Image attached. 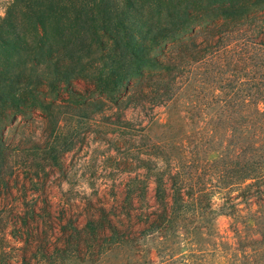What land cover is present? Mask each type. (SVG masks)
<instances>
[{
	"label": "trees",
	"instance_id": "obj_1",
	"mask_svg": "<svg viewBox=\"0 0 264 264\" xmlns=\"http://www.w3.org/2000/svg\"><path fill=\"white\" fill-rule=\"evenodd\" d=\"M233 2H6L0 203L13 185L9 153L21 148L1 132L6 120L52 123L45 145L24 146L45 153V175L53 167L65 174L72 146L60 145V118L67 108L108 105L119 113L126 146L121 196L64 201L55 219L45 198L44 223L57 234L37 242L30 228L19 264H264V37L231 52V34L261 21ZM158 104L172 113L158 122L157 136L149 134L153 119L143 124L125 114L133 107L151 118ZM183 120L193 128L165 134ZM219 213L231 217L232 239L217 229Z\"/></svg>",
	"mask_w": 264,
	"mask_h": 264
},
{
	"label": "rangeland",
	"instance_id": "obj_2",
	"mask_svg": "<svg viewBox=\"0 0 264 264\" xmlns=\"http://www.w3.org/2000/svg\"><path fill=\"white\" fill-rule=\"evenodd\" d=\"M7 1L0 0V15L3 14ZM233 3L247 6L251 12L258 13L257 16L260 17L258 19L261 20L258 21L259 27L251 29L245 26L239 32L231 34L229 39L231 52H238L240 42L247 38H250L248 41L250 42L264 37V0H234ZM75 86L83 87L80 81H76ZM188 93L189 91L186 95ZM67 109L69 112L63 113L60 118L62 132L60 145L72 146L63 155L65 174L53 167L50 174L45 175L42 169L45 164V153L41 149H24V146H33L35 142L38 145H45L47 132L52 125L50 121L18 116L14 121L6 120L1 128L7 140L21 148L17 152H10L5 164V168L13 165L16 168L11 174L13 178L11 193L0 203V263L19 264L21 246L24 245L23 239L29 237L28 233L32 227L37 242L45 238L55 239L56 235L52 234L57 232L53 229L50 232L44 223L45 198L51 201L52 206L49 208L55 219L64 201H86L87 197L93 200L97 197L111 198L113 192L121 196L120 189L126 174L119 167L126 146L123 129L118 121L119 113L116 111L118 114H111V108L101 102L92 103L83 109ZM171 111L170 104H158L152 110L151 118L133 107L126 108L125 114L143 124L147 121L150 124V120L153 119L149 134L157 136L162 131L158 122L166 121ZM183 122L184 125L180 130L176 129L178 126L176 127L175 124L166 126L163 129L165 134H175V132L181 134L193 128L191 124H187V120ZM148 194L151 192L149 191ZM22 215L25 217L23 218ZM25 220L28 222L27 225L24 224ZM215 223L225 238L232 239L230 216L219 213L216 215Z\"/></svg>",
	"mask_w": 264,
	"mask_h": 264
}]
</instances>
